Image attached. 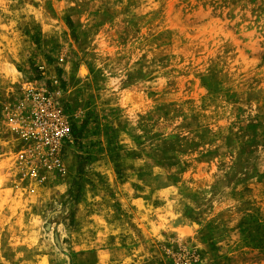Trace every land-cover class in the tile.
I'll return each mask as SVG.
<instances>
[{
  "label": "rangeland",
  "instance_id": "obj_1",
  "mask_svg": "<svg viewBox=\"0 0 264 264\" xmlns=\"http://www.w3.org/2000/svg\"><path fill=\"white\" fill-rule=\"evenodd\" d=\"M128 263L264 264V0H0V264Z\"/></svg>",
  "mask_w": 264,
  "mask_h": 264
},
{
  "label": "built area",
  "instance_id": "obj_2",
  "mask_svg": "<svg viewBox=\"0 0 264 264\" xmlns=\"http://www.w3.org/2000/svg\"><path fill=\"white\" fill-rule=\"evenodd\" d=\"M30 85L32 86L34 84ZM27 91L30 92V89H27L26 83L24 87H22L23 99L19 105L21 112L12 114L8 118L10 124L16 125L20 128L27 126ZM32 95L37 99H40L42 102L44 101L48 106H51L53 103L51 110L44 112V115L39 116L41 127H45L46 129L48 121L50 126L52 125V128L47 129L44 136L41 137V145L43 146L42 149H44V153L47 155V159H49V163H46L45 167L47 169H53L57 172H61L63 170L61 158L63 143L71 137V125L62 118V109L59 107L55 108V102L52 101V97L50 95H46L40 91L32 93ZM17 159L24 164L27 163V144L22 146V149L17 155Z\"/></svg>",
  "mask_w": 264,
  "mask_h": 264
},
{
  "label": "trees",
  "instance_id": "obj_3",
  "mask_svg": "<svg viewBox=\"0 0 264 264\" xmlns=\"http://www.w3.org/2000/svg\"><path fill=\"white\" fill-rule=\"evenodd\" d=\"M72 133H75V130L74 129H72Z\"/></svg>",
  "mask_w": 264,
  "mask_h": 264
},
{
  "label": "crops",
  "instance_id": "obj_4",
  "mask_svg": "<svg viewBox=\"0 0 264 264\" xmlns=\"http://www.w3.org/2000/svg\"><path fill=\"white\" fill-rule=\"evenodd\" d=\"M128 264H131V263H128Z\"/></svg>",
  "mask_w": 264,
  "mask_h": 264
}]
</instances>
